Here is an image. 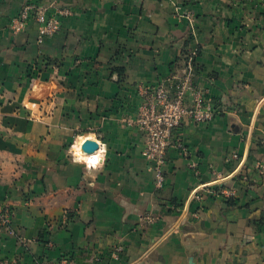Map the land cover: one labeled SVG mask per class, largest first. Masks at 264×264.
Masks as SVG:
<instances>
[{
	"label": "crops",
	"instance_id": "crops-1",
	"mask_svg": "<svg viewBox=\"0 0 264 264\" xmlns=\"http://www.w3.org/2000/svg\"><path fill=\"white\" fill-rule=\"evenodd\" d=\"M27 1L72 14L38 44L34 23L9 29ZM185 49L217 115L177 128L187 153L167 150L157 189L125 120ZM81 138L106 147L100 166L74 161ZM202 184L236 196L193 200ZM0 208L12 264H264L260 0H0Z\"/></svg>",
	"mask_w": 264,
	"mask_h": 264
},
{
	"label": "built area",
	"instance_id": "built-area-1",
	"mask_svg": "<svg viewBox=\"0 0 264 264\" xmlns=\"http://www.w3.org/2000/svg\"><path fill=\"white\" fill-rule=\"evenodd\" d=\"M264 6V0H260ZM68 8H62L55 1L49 4H38L27 1L18 14L13 17L9 29L14 34L26 30L30 23L36 25L37 43L41 44L47 37L55 35L60 30V20L71 16ZM195 56V52H191ZM207 90L198 82V76L191 64L182 70H174L164 81L154 86L140 85L137 94L140 104L133 118L125 120V124L137 128L143 139L142 156L149 169L154 174L155 187L161 189L164 185V167L166 154L170 147L187 153V148L180 140H174L177 128L186 120L195 124L210 123L217 115L207 100ZM238 155L233 153L225 159L226 162L236 161ZM191 169L196 165L191 163ZM192 198L202 201L205 197L226 201L236 196L234 187L221 188L214 184H202L192 192ZM11 212L0 208V228L9 230ZM150 221V217L146 219ZM0 264H12L0 260ZM34 264H49L46 260H36ZM56 264H69L67 258H62Z\"/></svg>",
	"mask_w": 264,
	"mask_h": 264
},
{
	"label": "clouds",
	"instance_id": "clouds-1",
	"mask_svg": "<svg viewBox=\"0 0 264 264\" xmlns=\"http://www.w3.org/2000/svg\"><path fill=\"white\" fill-rule=\"evenodd\" d=\"M83 143V138L79 141V143L74 144L72 146V152L74 155V161L76 163H84L89 168H95L101 165V162L105 158L106 147H99V150L95 154L85 155L80 148V144Z\"/></svg>",
	"mask_w": 264,
	"mask_h": 264
},
{
	"label": "trees",
	"instance_id": "trees-1",
	"mask_svg": "<svg viewBox=\"0 0 264 264\" xmlns=\"http://www.w3.org/2000/svg\"><path fill=\"white\" fill-rule=\"evenodd\" d=\"M191 52L192 50L188 49V50H183L181 52V54L179 55V57L177 58L176 61V70H182L183 68H185L188 64V62L191 61L192 66L194 67V69H196V64H195V58L196 56L199 55L198 51H194L195 52V56H191ZM63 257H61L59 260H61Z\"/></svg>",
	"mask_w": 264,
	"mask_h": 264
},
{
	"label": "water",
	"instance_id": "water-1",
	"mask_svg": "<svg viewBox=\"0 0 264 264\" xmlns=\"http://www.w3.org/2000/svg\"><path fill=\"white\" fill-rule=\"evenodd\" d=\"M80 148L84 154L89 155L98 150V144L93 140L87 139L81 144Z\"/></svg>",
	"mask_w": 264,
	"mask_h": 264
}]
</instances>
